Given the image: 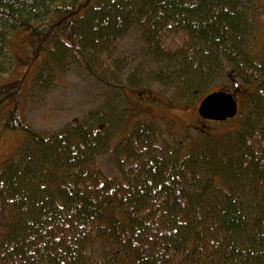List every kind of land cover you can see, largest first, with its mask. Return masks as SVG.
<instances>
[{
    "label": "trees",
    "instance_id": "16d2710c",
    "mask_svg": "<svg viewBox=\"0 0 264 264\" xmlns=\"http://www.w3.org/2000/svg\"><path fill=\"white\" fill-rule=\"evenodd\" d=\"M252 3L0 0V77L24 30L44 54L31 89H48L72 56L121 104L45 134L24 119L21 82L0 81V129L25 135L0 167V264H264V52L249 50ZM128 38L136 47L119 56ZM226 71L244 94L238 128L197 126L179 149L126 93L155 84L192 102ZM108 151L120 172L100 163Z\"/></svg>",
    "mask_w": 264,
    "mask_h": 264
},
{
    "label": "rangeland",
    "instance_id": "374dc122",
    "mask_svg": "<svg viewBox=\"0 0 264 264\" xmlns=\"http://www.w3.org/2000/svg\"><path fill=\"white\" fill-rule=\"evenodd\" d=\"M255 5L252 13L253 32L249 50L256 52L257 56H262L264 52V0H253L251 8ZM26 32L19 30L11 35L7 53L8 69L0 77V81L21 82V94L24 100L23 116L26 123L35 129L51 134L78 119L94 118L98 111L107 112V117H111L108 111L111 106L121 109V104L115 101H108L114 94L110 86L102 84L78 60L72 56H67L60 62L61 67L57 72V78L49 84V88L31 89L34 76L37 74L43 62L44 54L37 57L31 51ZM132 38H128L121 47L119 56H131L134 47ZM137 55L139 56V48ZM130 61V59L128 58ZM141 61V59H140ZM131 62V61H130ZM131 64H134L131 62ZM232 71H226L212 84V89L227 88L232 89L234 81L228 75ZM128 71L122 74V79L126 77ZM123 84L125 83L124 80ZM237 81V80H235ZM147 91L139 92L132 88H127L126 93L129 103L139 112L142 119H157L161 125L164 143L173 148H183L189 143L191 137L195 136V127H203L212 135H222L238 128L241 117L226 122H212L202 120L198 114V106L202 97L192 102H173L171 93L160 89L158 85L152 84ZM161 91V92H160ZM28 95V96H27ZM27 96V97H26ZM22 99V100H23ZM238 103L244 102L243 92L237 94ZM108 104V110H107ZM146 117H143V116ZM114 122L116 120L114 119ZM192 128V129H191ZM130 127L127 128L129 130ZM117 136L120 134L117 131ZM23 131H12L0 129V167L1 164L11 159L24 139ZM116 141V140H115ZM114 143L112 144V148ZM100 163L104 169L111 174L120 172L126 164H120L114 151L106 152Z\"/></svg>",
    "mask_w": 264,
    "mask_h": 264
},
{
    "label": "water",
    "instance_id": "95a60500",
    "mask_svg": "<svg viewBox=\"0 0 264 264\" xmlns=\"http://www.w3.org/2000/svg\"><path fill=\"white\" fill-rule=\"evenodd\" d=\"M239 90L238 84H235L232 90L221 88L205 95L197 109L200 118L217 123L234 119L239 112Z\"/></svg>",
    "mask_w": 264,
    "mask_h": 264
}]
</instances>
